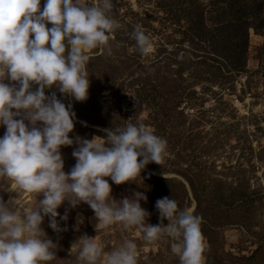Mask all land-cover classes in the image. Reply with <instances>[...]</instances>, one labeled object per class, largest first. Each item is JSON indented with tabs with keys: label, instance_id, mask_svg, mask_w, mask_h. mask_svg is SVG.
<instances>
[{
	"label": "rangeland",
	"instance_id": "374dc122",
	"mask_svg": "<svg viewBox=\"0 0 264 264\" xmlns=\"http://www.w3.org/2000/svg\"><path fill=\"white\" fill-rule=\"evenodd\" d=\"M219 1L220 13L210 19L209 4ZM233 2L245 8L232 10L228 5ZM193 4L196 10L178 15L175 22L167 2L113 0L111 16L119 27L109 36L110 54L100 48L88 52L87 99L76 102L59 93L57 98L71 103L73 134L79 137L102 136V129L141 122L166 141L168 155L160 165H146L142 187L109 180L114 199L143 192L146 222L166 226L155 202L170 197L201 217L204 264H264V0ZM190 20L195 24L189 25ZM214 23L225 26L207 33ZM189 26L190 33L182 34ZM137 27L153 43L147 55L132 36ZM3 132L0 126V135ZM74 147L61 149L65 172L75 163ZM10 197L20 211L36 207L39 199L0 177V199L7 202ZM57 211L67 214L66 221L57 217L66 230L54 233L47 217L42 223L57 244L58 259L49 264H79L78 248L72 244L85 234L95 236L105 250L125 239L134 241L137 264H179L168 240L148 242L135 228L97 225L86 204L71 208L65 202Z\"/></svg>",
	"mask_w": 264,
	"mask_h": 264
},
{
	"label": "clouds",
	"instance_id": "9594fccd",
	"mask_svg": "<svg viewBox=\"0 0 264 264\" xmlns=\"http://www.w3.org/2000/svg\"><path fill=\"white\" fill-rule=\"evenodd\" d=\"M113 0H0V177L15 189L39 196L36 207L20 211L14 198L0 199V264H49L58 259L57 244L42 228L44 218L54 233L57 221L67 220L58 209L86 204L97 225L135 228L148 242L168 240L179 264H204L205 241L201 217L181 208L170 197L155 202L161 221L147 223L141 191L119 200L111 185L143 186L141 172L149 163L160 165L168 155L166 141L144 123L102 129V136L73 134L76 121L71 103L87 99L88 52L107 50L109 36L119 24L111 16ZM132 36L142 54L153 51L145 31ZM46 93H48L46 95ZM70 134H73L70 136ZM75 160L64 171L61 149L72 147ZM79 264H137L134 241L125 239L105 250L96 237L81 235ZM71 246V247H72Z\"/></svg>",
	"mask_w": 264,
	"mask_h": 264
},
{
	"label": "trees",
	"instance_id": "16d2710c",
	"mask_svg": "<svg viewBox=\"0 0 264 264\" xmlns=\"http://www.w3.org/2000/svg\"><path fill=\"white\" fill-rule=\"evenodd\" d=\"M160 2H161V5L165 4V2H167L168 3L167 6H169L170 11L173 8V11H172L173 14H172V12H170V14L172 16V20H174L175 22L178 21V15H179V17L180 16H185V14L186 13H190V11L192 9H194V11L196 10L195 5L194 4L191 5L192 0H160ZM219 4H220V1L219 2H211L209 4L210 8L208 7L207 10H208V14H209V18L210 19L213 18L214 15H217V14L220 13V5ZM228 7H230L232 10L233 9L241 10V9L245 8V6L239 5V3H234V2L232 4H229ZM204 14L207 15V13H204ZM204 14L202 15V18H201V20H203L202 21L203 25H205V19H207L206 15H204ZM194 24L195 23L193 21H191V20L189 21V25H194ZM225 24L227 25V23H225ZM249 25H250V23L247 20V22L245 23V28L243 30L244 35H245L243 40L245 42L247 40V32H248V29H249ZM223 26H225L224 23H221V24L220 23H214L213 25H211V26H209L207 28V33L210 32V31H213L214 29H220V27H223ZM202 28L204 30L203 34L206 33L205 32L206 27H202ZM211 28L213 30H208V29H211ZM190 30H191V27L189 26V29L188 30H184V32L182 34H185V32L188 34V33H190ZM161 181H163V180H161ZM183 193H184L183 195H186V191L185 190L183 191Z\"/></svg>",
	"mask_w": 264,
	"mask_h": 264
}]
</instances>
